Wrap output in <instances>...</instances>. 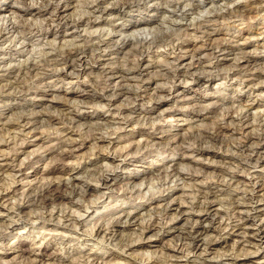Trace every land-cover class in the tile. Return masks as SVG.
I'll list each match as a JSON object with an SVG mask.
<instances>
[{"label":"rangeland","instance_id":"374dc122","mask_svg":"<svg viewBox=\"0 0 264 264\" xmlns=\"http://www.w3.org/2000/svg\"><path fill=\"white\" fill-rule=\"evenodd\" d=\"M67 1L0 0V264H264V0Z\"/></svg>","mask_w":264,"mask_h":264},{"label":"bare ground","instance_id":"6f19581e","mask_svg":"<svg viewBox=\"0 0 264 264\" xmlns=\"http://www.w3.org/2000/svg\"><path fill=\"white\" fill-rule=\"evenodd\" d=\"M23 3H25L26 4V2H27V0H21ZM43 1H45V6H43L42 7V9H39L41 6H39L37 9H39V10H37L38 12V14H43V13H48L49 12V10L48 9H50L51 7H52V10H53V14H54V16H56V19L54 20V19H51L50 21H51V23L53 24L54 22H57V25L58 24H61V26L63 27L64 25H68L69 23H73V25L74 26H78L77 24L75 25L74 24V21H75V19L74 18H72V16L71 15H69L67 12H65L66 10L64 9L63 11H62V8H65V7H67L68 6V1L67 0H64L63 2H62V4L60 5V1L61 0H55V2H49L50 0H43ZM104 2L105 1H103V0H87V6H88V8L90 9V11H92V12H98L99 14H101L102 16H104V15H108L109 14V12H110V8H108L109 6L108 5H105L104 4ZM43 3V2H42ZM175 4H176V2H174ZM178 3V2H177ZM198 3V2H197ZM196 3V4H197ZM199 3H201V2H199ZM210 3V2H209ZM44 4V3H43ZM130 3H127L126 1H124V2H122V3H120L119 4V8L120 9H126V8H129L130 7V5H129ZM181 4V3H180ZM191 4H194V3H191ZM213 4V3H212ZM172 5V4H171ZM182 5V4H181ZM211 5V4H210ZM49 6V7H48ZM172 6H175V8H176V6L177 5H172ZM196 6V5H195ZM28 8H33V6L31 5V3H29L28 4V6H27ZM179 7H181V6H179ZM21 8V7H20ZM23 8V7H22ZM35 8V9H36ZM116 8V7H115ZM120 9H119V11H120ZM29 10V9H28ZM27 10V11H28ZM172 10H174V8L172 9ZM34 11H36V10H34ZM54 11H55V13H54ZM176 11V10H175ZM178 11V10H177ZM10 12H13V11H11L10 10ZM179 12H181L180 10H179ZM184 13V12H183ZM172 15H174V13L172 14ZM181 15V14H180ZM181 16H183V15H181ZM5 17V16H4ZM101 17V16H100ZM3 19V18H2ZM62 22H64L63 24H62ZM76 23H77V21H75ZM89 22H90V26H98L99 27V25H98V23H96V20H89ZM89 22H88V24H89ZM210 23V22H209ZM124 25V24H123ZM132 25H136V22H133V24ZM26 26V25H25ZM13 28H14V26H13ZM141 29V28H140ZM28 31H27V33L28 34H31L32 33V30L30 29V28H28L27 29ZM134 30H135V28H134ZM15 31H16V28H15ZM133 31V30H132ZM101 33V32H100ZM100 33L98 34V35H93L92 34V36H93V38L92 39H99V42L101 43V44H103V42L105 43V39H102V37L105 35V34H102V35H100ZM1 34V33H0ZM64 34V33H63ZM17 35V34H16ZM63 36V35H62ZM6 37V36H5ZM12 37V36H11ZM13 37H14V35H13ZM18 37V36H17ZM25 37H27L26 36V33H22L21 34V38H25ZM10 38V37H9ZM9 38H4V34H1L0 35V39H2V41H3V44L4 43H6V42H9L11 39H9ZM64 39V38H63ZM18 41V40H17ZM83 41V40H82ZM90 41H92V40H90ZM98 41V40H97ZM13 42V41H12ZM84 42V41H83ZM98 43V42H97ZM0 45H1V43H0ZM9 45V44H8ZM14 45H15V43H14ZM87 44L85 43V44H83L81 47H78L77 45V47L75 46V47H73V48H69L68 50H66L63 54V57L61 58L62 60H63V63H65V65L66 64H69V66L73 63L72 61L74 60L75 61V59L76 60H78L79 62H81V61H85L86 60V58L88 57V51H90V48L93 46V43H91V44H89V46H86ZM98 45V44H97ZM96 45V46H97ZM16 46V45H15ZM99 46H100V44H99ZM99 46H97V48L99 47ZM181 47V46H180ZM10 48H12V47H10ZM9 48V49H10ZM14 50V49H13ZM22 50L21 49H19V50H17L16 52H18L19 54H21L22 52H21ZM28 52V51H27ZM0 53H1V51H0ZM62 53V52H61ZM2 54V53H1ZM24 55V54H23ZM35 60V59H34ZM26 62V61H25ZM72 62V63H71ZM30 63H32V62H30ZM71 63V64H70ZM201 63V62H200ZM27 64V63H26ZM33 66V65H32ZM32 66H31V68H32ZM21 67H19L18 69H20ZM9 70V69H8ZM11 70V69H10ZM260 72V71H259ZM232 116V115H231ZM58 119V118H57ZM28 123V122H27ZM263 132V134H264V130L262 131ZM91 136V135H90ZM101 137V136H100ZM103 137V136H102ZM209 138V137H208ZM213 138V137H212ZM246 138H248V139H250L251 137L250 136H248V137H246ZM239 145V144H238ZM245 145V144H244ZM240 147V146H239ZM242 147H243V145H242ZM246 147V146H245ZM243 149V148H242ZM64 154V153H63ZM66 154V153H65ZM23 163V162H22ZM56 164V163H55ZM53 165V164H52ZM47 169H52V168H47ZM181 172V171H180ZM104 174H106V173H104ZM103 174V175H104ZM106 176V175H105ZM101 179H102V177H101ZM106 181H107V178L106 177H103V183H105L106 184ZM45 189L43 190V194L41 193V195H42V198H43V200L44 201H51V200H56L57 198H59L60 196L61 197H63V194H59L60 192H61V190L59 189V186H53V185H50V186H48V187H44ZM59 190H60V192H59ZM42 192V191H41ZM63 192V191H62ZM40 195V194H39ZM41 197V196H40ZM54 200V201H55ZM42 202V201H41ZM42 203H44V202H42ZM47 204V203H46ZM45 204V205H46ZM49 204V203H48ZM237 206V205H236ZM202 207V206H201ZM204 208H207L208 207V205H204L203 206ZM238 210V209H237ZM240 211V210H239ZM123 213V212H122ZM124 215H123V217L124 218H130L131 216H130V214L128 213V212H124L123 213ZM120 216V215H119ZM130 216V217H129ZM121 217V216H120ZM133 217V216H132ZM119 218V217H118ZM118 221V220H117ZM116 221V222H117ZM119 222V221H118ZM116 224V223H115ZM148 225H150V224H148ZM100 227H101V225H99V227H96V232H98L99 231V233H101V232H103V230H102V228L100 229ZM104 228V227H103ZM146 228H147V226H146ZM148 228H151L150 226L148 227ZM193 228V227H192ZM259 230V229H258ZM106 231V230H105ZM185 231V230H184ZM201 230H200V227H196L195 228V226H194V229H193V231H192V229H191V231H187V232H182V233H186V236H184V237H187V238H189L190 240H192V242H195L196 241V234L198 233V232H200ZM189 240V241H190Z\"/></svg>","mask_w":264,"mask_h":264}]
</instances>
